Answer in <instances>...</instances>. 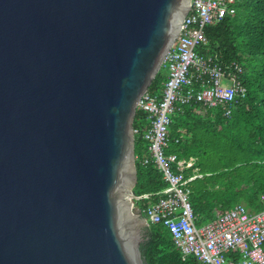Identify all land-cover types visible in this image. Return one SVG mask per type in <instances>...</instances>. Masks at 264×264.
Here are the masks:
<instances>
[{
    "label": "water",
    "instance_id": "1",
    "mask_svg": "<svg viewBox=\"0 0 264 264\" xmlns=\"http://www.w3.org/2000/svg\"><path fill=\"white\" fill-rule=\"evenodd\" d=\"M192 0H0V264H146L134 119Z\"/></svg>",
    "mask_w": 264,
    "mask_h": 264
},
{
    "label": "trees",
    "instance_id": "2",
    "mask_svg": "<svg viewBox=\"0 0 264 264\" xmlns=\"http://www.w3.org/2000/svg\"><path fill=\"white\" fill-rule=\"evenodd\" d=\"M231 10L220 22L205 28L207 41L199 50L224 64L239 60L244 67L241 79L245 95L233 103L230 115L220 106L202 109L196 103L184 105L173 113L169 128L167 151L182 158L196 156V165L205 173L187 183L198 225L239 203L251 212L264 209V0H235ZM165 79L160 70L149 92L160 96ZM148 126V112L138 107L134 119L138 129L136 194L167 186L153 162H144L149 156L148 141L143 136ZM191 173L192 168L186 175ZM155 199L157 196L144 203ZM140 249L146 264H203L193 255L182 259L173 235L161 222L149 223Z\"/></svg>",
    "mask_w": 264,
    "mask_h": 264
},
{
    "label": "built area",
    "instance_id": "3",
    "mask_svg": "<svg viewBox=\"0 0 264 264\" xmlns=\"http://www.w3.org/2000/svg\"><path fill=\"white\" fill-rule=\"evenodd\" d=\"M234 1H191L179 35L162 62L167 75L161 95L147 91L138 105L149 114V126L143 134L149 156L144 162H153L167 186L156 192L134 193L133 199L149 223L161 222L169 229L182 259L193 255L203 264H264V209L251 212L239 203L198 225L187 183L205 173L196 165V156L182 158L167 151L172 115L177 110L196 103L202 109L220 106L230 115L233 103L246 93L241 79L244 67L239 60L224 64L213 54L204 55L199 50L207 41L205 28L231 12ZM154 196L157 199L144 203Z\"/></svg>",
    "mask_w": 264,
    "mask_h": 264
},
{
    "label": "rangeland",
    "instance_id": "4",
    "mask_svg": "<svg viewBox=\"0 0 264 264\" xmlns=\"http://www.w3.org/2000/svg\"><path fill=\"white\" fill-rule=\"evenodd\" d=\"M164 74H166L167 75V69L165 68V67H161V69H160ZM149 91V90H148ZM172 234V233H171Z\"/></svg>",
    "mask_w": 264,
    "mask_h": 264
},
{
    "label": "crops",
    "instance_id": "5",
    "mask_svg": "<svg viewBox=\"0 0 264 264\" xmlns=\"http://www.w3.org/2000/svg\"><path fill=\"white\" fill-rule=\"evenodd\" d=\"M242 204H244V203H242ZM245 205V204H244ZM216 216V215H215Z\"/></svg>",
    "mask_w": 264,
    "mask_h": 264
}]
</instances>
